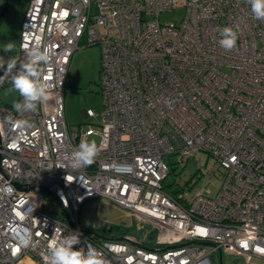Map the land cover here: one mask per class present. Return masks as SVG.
I'll return each mask as SVG.
<instances>
[{
    "label": "built area",
    "instance_id": "obj_1",
    "mask_svg": "<svg viewBox=\"0 0 264 264\" xmlns=\"http://www.w3.org/2000/svg\"><path fill=\"white\" fill-rule=\"evenodd\" d=\"M179 1H28L17 69L27 50L47 48L50 91L36 112L0 101V264H49L50 248L71 232L74 250L91 244L105 264H218L223 253L264 260V21L246 0H184L181 23H161ZM229 26L238 40L226 51L219 30ZM82 40L100 46L103 113L71 134L63 96ZM3 75L0 90L12 85ZM91 135L100 136L94 163L72 168L71 154ZM200 151L222 170L217 192L187 200L167 191L165 158ZM46 194L61 212L48 210ZM98 196L135 217L136 233L84 231L80 206Z\"/></svg>",
    "mask_w": 264,
    "mask_h": 264
},
{
    "label": "rangeland",
    "instance_id": "obj_2",
    "mask_svg": "<svg viewBox=\"0 0 264 264\" xmlns=\"http://www.w3.org/2000/svg\"><path fill=\"white\" fill-rule=\"evenodd\" d=\"M29 0H9L8 8L0 19V56L2 58L16 57L19 48L20 26ZM5 0H0V12ZM186 13L184 0L169 11L160 14L161 23H181ZM13 42L14 50L5 53L6 43ZM84 40L71 57L66 75V87L63 96L65 120L71 134H76L79 128L87 123L98 125L103 113L102 96L99 87L100 46H84ZM19 93L12 85L0 90V101L13 106L18 102ZM90 109L95 116L85 117L84 110ZM99 135H91L88 142L99 143ZM170 173L164 180L165 188L171 192L185 191L186 199L190 200L201 189L210 190L214 195L219 186L222 170L214 158L205 152H197L193 156L180 158L166 157ZM48 210L61 212L60 206L52 195L46 194ZM78 219L80 227L96 235L104 234L105 228L110 225L131 226L134 233L137 231L138 220L129 215L125 209L104 197H93L86 200L79 209ZM151 225L144 223L142 233H149L152 237ZM132 234V233H128ZM215 262L218 258L215 256ZM222 264H264L260 258L247 261L243 256H234L223 253Z\"/></svg>",
    "mask_w": 264,
    "mask_h": 264
},
{
    "label": "clouds",
    "instance_id": "obj_3",
    "mask_svg": "<svg viewBox=\"0 0 264 264\" xmlns=\"http://www.w3.org/2000/svg\"><path fill=\"white\" fill-rule=\"evenodd\" d=\"M246 2L253 18L264 21V0H246ZM219 31L220 46L226 51L233 50L238 40V28L229 26ZM13 50L14 43H6L4 52L11 53ZM26 56L27 60L20 63L19 69H17V58L13 56L0 64V69L4 70V75L11 77L13 88L23 98L22 101L13 104L14 110L22 114L36 112L38 105L47 100L50 91L47 78L42 75L50 61L49 50L47 48L42 50L37 46L27 50ZM16 123L21 128L31 127L28 120H19ZM98 151L95 141H82L71 154V167L78 169L90 166L94 163ZM78 243H80L79 234L72 232L67 238L56 242L50 248L49 264H105L102 253L92 247L91 244L88 245L86 253L83 249L74 250L73 246Z\"/></svg>",
    "mask_w": 264,
    "mask_h": 264
},
{
    "label": "trees",
    "instance_id": "obj_4",
    "mask_svg": "<svg viewBox=\"0 0 264 264\" xmlns=\"http://www.w3.org/2000/svg\"><path fill=\"white\" fill-rule=\"evenodd\" d=\"M8 1L9 0H7V2ZM0 18H1V16H0ZM169 192H171V191H169ZM171 193L172 194H176L177 192L173 191ZM108 229H111V233L109 234V237L112 238V239H118V238L122 237L124 234H128V233L134 232V229L131 226L127 227V226H122V225H110L108 228H105L104 233H107Z\"/></svg>",
    "mask_w": 264,
    "mask_h": 264
},
{
    "label": "water",
    "instance_id": "obj_5",
    "mask_svg": "<svg viewBox=\"0 0 264 264\" xmlns=\"http://www.w3.org/2000/svg\"><path fill=\"white\" fill-rule=\"evenodd\" d=\"M6 7H7V0H5V3L1 9V12H0V16H2L6 10ZM96 235V234H95ZM97 237L99 238H105L104 236H101V235H97ZM218 264H222V261H221V254H219V257H218Z\"/></svg>",
    "mask_w": 264,
    "mask_h": 264
},
{
    "label": "flooded vegetation",
    "instance_id": "obj_6",
    "mask_svg": "<svg viewBox=\"0 0 264 264\" xmlns=\"http://www.w3.org/2000/svg\"><path fill=\"white\" fill-rule=\"evenodd\" d=\"M108 231H109V229H108ZM108 231H107L108 234L107 233H104L103 235L104 236H109V234L111 233V231H109V232Z\"/></svg>",
    "mask_w": 264,
    "mask_h": 264
},
{
    "label": "crops",
    "instance_id": "obj_7",
    "mask_svg": "<svg viewBox=\"0 0 264 264\" xmlns=\"http://www.w3.org/2000/svg\"><path fill=\"white\" fill-rule=\"evenodd\" d=\"M4 3H5V2H4ZM3 5H4V4H3ZM7 6H8V2H7ZM2 7H3V6H2ZM7 8H8V7H6V10H7ZM6 10H5V12H6ZM5 12H4V13H5ZM3 15H4V14H3ZM3 15H2V16H3ZM2 16H1V17H2ZM0 19H1V18H0ZM19 40H20V37H19Z\"/></svg>",
    "mask_w": 264,
    "mask_h": 264
},
{
    "label": "bare ground",
    "instance_id": "obj_8",
    "mask_svg": "<svg viewBox=\"0 0 264 264\" xmlns=\"http://www.w3.org/2000/svg\"><path fill=\"white\" fill-rule=\"evenodd\" d=\"M13 107V106H12Z\"/></svg>",
    "mask_w": 264,
    "mask_h": 264
}]
</instances>
